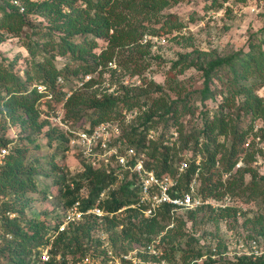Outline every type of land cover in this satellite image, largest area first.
<instances>
[{
	"label": "trees",
	"instance_id": "1",
	"mask_svg": "<svg viewBox=\"0 0 264 264\" xmlns=\"http://www.w3.org/2000/svg\"><path fill=\"white\" fill-rule=\"evenodd\" d=\"M0 1L3 2L0 6V45L10 38L23 37L29 15L36 14L48 23L44 35L42 30L32 33L33 37L39 34L45 40L22 42V47L32 59L23 77L14 70L15 61L8 65L6 61L0 62V120H3V123L0 122V134L5 133L8 127L20 131L16 139L9 140L4 138V134L0 135V150L9 151L0 167V197H15L25 186H30L32 191L37 189L33 176L43 160L37 157L35 163L28 161L26 153L30 145L39 147L33 137L43 134L50 147L54 141L58 142L55 152L48 158L52 168L45 176L55 173L53 183L60 185L58 190L64 200L63 206L67 208L82 200L84 209L92 207L99 194L113 185L115 177L105 169L92 168L82 160L79 175L69 179L68 174L60 175L62 168L57 156L61 155L64 161L65 154L70 151L69 135L60 125L43 120V114L58 113L62 109L65 114L62 122L78 130L103 123L120 126L127 114L137 112L139 124L124 128H130L125 132V139L129 146L146 155L145 163L149 170H154L160 178L177 180L181 187L188 185L199 173V193L204 199L222 202L230 197L233 202L232 206L222 209L205 206L196 212L185 213V216L193 222L198 212L206 211L215 221L228 222L232 219L235 223L245 217L243 226L247 233L243 238L247 242L264 241V173L260 172L262 167L264 169V153L254 144L246 145L258 125L264 140V95L260 94L264 90V29L251 36L247 51L207 64L209 69L202 71L205 89L200 92L203 110L198 116H201V126L191 127L186 133L187 122L183 119L195 116V110L190 98L183 100L180 86L168 89L176 94L177 99L173 101L165 89L154 81H150L146 89H136L139 91L136 93L134 89L122 85L119 89L122 94L118 96L102 93L98 97V89L92 93H84L80 89L70 95L64 91L65 86L72 85L73 81H83L89 75L93 79L83 88L92 89L99 84L95 75L105 72H110L113 78L118 70L131 77H142L151 64H144V60L152 49L151 43L144 44L143 40L147 36L163 37L180 32L184 28L183 23L174 15L164 16V11L184 0ZM230 1L245 0H212L210 7L219 10ZM37 57L40 60H36ZM58 58L68 60L64 68L57 66ZM111 63L116 65V70L109 68ZM180 64L173 63L171 71L184 74L185 67H179ZM222 68L230 76L225 84L217 73ZM214 80L221 86L225 85L226 90H213L211 85ZM216 96L220 97L218 107L210 110L206 101ZM86 118L88 126L82 128L75 125ZM160 126L165 127L162 134L158 133ZM151 131L159 135L150 139ZM173 135L178 137L173 138ZM189 153L190 159H184ZM240 161L243 167L237 168ZM259 161L262 165L256 166ZM182 162H187L188 168L180 175ZM129 187L123 185L117 188L111 193L112 199L105 204L107 215L104 226L107 230L121 228L120 234L116 231V235L111 237L113 245L120 244L127 253L132 245L140 246L143 241L146 245L154 237H162L163 243L171 240L170 244L176 239L186 238L184 228L189 221L182 220V217L177 218L179 223L175 229H167L171 224L165 222L175 220L169 207L152 219H144L132 209L110 217V214L133 203V196L136 195L135 191L130 192ZM84 188L89 192L86 198L80 195ZM258 201L262 203L260 214L254 217L246 214L242 204ZM18 213L19 210L11 204L4 205L3 212H0V257L7 258L8 264H77L86 257V249L78 248L75 253L62 252L69 248L64 247L65 240H68V245H80L82 239L91 237L101 224L103 226V223L90 217L78 224L73 235H69L68 231L58 234L50 261L43 263L41 254L49 247L50 241L45 238L48 227L27 221L26 225L16 217H8ZM6 235H11L12 239ZM222 247L226 249L225 245ZM193 256L196 260L192 262H199L205 255L192 252L185 257V261ZM210 258L202 259L200 264H264V255L256 259L242 256L226 263ZM144 260L147 258L144 257Z\"/></svg>",
	"mask_w": 264,
	"mask_h": 264
},
{
	"label": "rangeland",
	"instance_id": "2",
	"mask_svg": "<svg viewBox=\"0 0 264 264\" xmlns=\"http://www.w3.org/2000/svg\"><path fill=\"white\" fill-rule=\"evenodd\" d=\"M211 3L212 0H184L164 11V16H176V18L183 23L184 28L180 32H173L170 35L159 37L157 40H155V36L146 37L151 43L152 49L151 54L145 58L144 64H151L142 77H131L122 70H118L117 76L113 78L110 72H105L102 75H95V79L99 84L92 89L81 87L80 83L82 81L78 80L75 82L73 81L72 85L68 86L71 89L65 86L64 91L70 95L74 91L80 89H82L84 93H92L94 90L98 89L100 93L98 97H101L102 93L115 94L118 96L122 94L121 91L119 92L120 86L122 85L129 89H134L136 93L139 92L136 89H146L149 82L154 81L165 89L166 94L173 101L177 99L176 94L168 89L169 87L176 88L180 86V88H182L183 100L185 98H190L193 110H195V116H188L183 119L187 122L186 127L188 128L186 133H189L191 127H196L197 125L200 127L201 116H198V114L203 110V103L200 102L202 98L200 92L205 89L202 71L204 69H209V66H207L209 63L228 59L242 51H247L251 36L264 29V0H245L243 2L230 1L219 10L211 8ZM2 5L3 2L0 1V6ZM21 11L23 12L24 10ZM46 27H48V23L40 16L36 14L29 15L23 37L20 39L10 38L0 45V62L6 61V65H8L10 62L15 61L14 70L23 77V73L29 68L32 59L27 50L22 47V42L27 43L30 40L34 42L45 40L46 38H40L41 35L39 34L33 37L32 33L42 30L44 31L42 35H44L46 33ZM150 38L154 40H150ZM36 60H40V57H37ZM177 62L181 63L179 67H185L184 74L171 71L172 64ZM67 63V59L58 58L56 60V64L59 68H64ZM217 73L225 84L226 80L230 77L227 70L222 68ZM211 86L213 90H216V88H218V91L221 89L226 90V86L222 85V87L221 83L217 80H214ZM260 94L264 95V90H262ZM219 100L220 97L216 96L214 99H208L206 104L210 110H215L218 107ZM142 110H144V108H142ZM137 115V112L129 113L125 121L121 123L122 125H116L121 127L124 133L130 131V128L126 129L127 131L124 128L137 127L139 124L136 119L138 117ZM58 116H60V119L65 117L62 109H59L58 113H45L42 119L51 122L53 125L59 126L56 121ZM86 119L79 121L75 125L82 128L88 126V118ZM0 122L3 123V120L1 119ZM71 128L73 129L74 127L71 126ZM163 129H165V127L160 126L158 133L162 134ZM5 133L1 132V134H4V138L9 140L16 139L20 135L19 129L15 127H8ZM159 134H157V136ZM172 137L176 138L178 136L173 135ZM33 138L37 139L39 147L37 148L36 145L28 146L26 159L33 163H35L34 159H37V157L43 160L40 162L41 167H37L33 176L34 181L37 183V189L32 191L30 186H25L22 190H19L15 197L10 196V199L1 197L0 212H3L4 205L11 204L15 209L19 210L18 214H12V216L18 218V220H22L24 224L27 225L29 222H37L41 223L43 226L53 225L55 220L58 219L57 217H61L59 208L62 210L63 216V199L58 190L60 185H55L53 183L55 173L51 172L50 177H46L45 174L52 168L48 158L55 152L54 150L58 142L54 141L50 147L47 137L43 136V134L39 136L35 135ZM190 157L191 153L185 155L184 159H190ZM64 158L63 161L61 155L57 156V160L60 161L59 165L62 168L60 175L68 174V179L79 175L82 162L81 158L78 157L75 152L65 154ZM260 172L264 173L263 167ZM49 196L52 198L50 199ZM238 203L241 205L240 202ZM261 205L262 203L259 201L254 202V204H242L247 210L246 214H250L251 217L260 214L261 211L259 208ZM185 215L184 213L179 214L178 216H174L175 220L172 221L171 219V221L165 222L171 224L167 229L173 230L178 226V217H182L184 221H189L188 225L184 228L186 238L182 240L176 239L174 243L172 242L173 244H170L171 240L165 243L161 241L159 248L170 264H190L193 260H196V258L193 256L192 259L185 261V257L192 252L205 255L202 258L203 260L206 258L211 259L210 257H212L213 261H221L220 263L235 261L237 258L242 257L241 253L243 251L239 249L241 240L246 245L245 250L251 251L248 245L250 242H247L248 240L243 238L247 233L245 231V226H243L246 220L245 217L238 219L237 223L232 219H229L228 222L221 220L215 221L210 217L209 213L202 211L196 214L192 222L190 220L191 218ZM121 219H124L123 216ZM104 223L105 221L103 220V226L101 224V227L91 237L82 239L79 242L80 245H68V240H65L64 247L66 246L69 248L68 250L61 251L67 253L73 251L75 253L78 248L83 251L86 249V253L94 258V262L86 261L83 262V264L101 263L102 258L99 259L98 255L101 250L100 247L98 248L99 245L97 246L98 237H107L110 239L108 241H111V237L116 235V231L120 234L121 229L107 230ZM77 226L78 224H74L66 228L69 235L76 233ZM247 228L251 227L247 226ZM25 231H28L27 227H25ZM56 237L53 236V232L50 229H47L45 238L46 240L50 239V241H48V246L53 250V243ZM153 239H161V237H154ZM223 245L226 246V249H222ZM112 246L117 256L126 253L122 250L120 244L117 246L112 244ZM144 246L145 241H143V244L140 246L132 245L133 248L131 247L132 249L129 252L142 249ZM258 250L264 251V241L258 242ZM51 251L52 250H50L49 253L50 255ZM146 257L147 260H144V258L143 260L145 263L149 264L151 259L148 258V256ZM202 259L196 264H200ZM104 260L109 261L107 257H105ZM8 262L9 260L7 258L4 260L0 257V264H8Z\"/></svg>",
	"mask_w": 264,
	"mask_h": 264
},
{
	"label": "built area",
	"instance_id": "3",
	"mask_svg": "<svg viewBox=\"0 0 264 264\" xmlns=\"http://www.w3.org/2000/svg\"><path fill=\"white\" fill-rule=\"evenodd\" d=\"M159 39L156 37L155 40ZM161 39V38H160ZM150 40H154L150 38ZM149 40L145 37L143 43ZM109 68L116 70L114 63L109 64ZM93 76H86L80 83L83 87L85 83L91 81ZM61 81V79H60ZM40 90H42L40 88ZM60 115V114H58ZM60 127L69 135L70 152H75L87 165L95 169H105L108 174L115 177L113 185L103 190L97 197L92 207L84 209L82 200H77L70 207L65 208L63 223L60 231H64L71 225L80 224L86 221L87 218L98 220L103 223L107 213L105 212V204L107 200H111V193L123 185H129L130 192L135 191L133 203L129 206H124L117 213L110 214L119 216L128 209L135 210L140 217L144 219H152L161 215L165 207L170 208V215L178 216L182 213L196 212L205 206H211L213 209H222L232 206V199L226 197L224 201L218 202L212 199H204L199 193L200 181L199 173H197L191 182L186 186H179L178 181L170 177L160 178L154 170H149L146 167V155L141 153L137 148L129 146L125 139V133L115 124L103 123L94 128L88 129H72L65 125L60 116L56 119ZM260 125L256 126L254 133L248 138L247 146L254 144L264 153V140L259 134ZM156 132L149 133L150 139L157 137ZM8 150H0V167L4 164V158L8 154ZM262 161L256 163V166H261ZM243 167V162L237 164V168ZM188 168L187 162H182L179 167V174L182 175ZM73 187V186H72ZM89 194L86 188L82 189L80 195L86 198ZM1 198V197H0ZM96 232H94L95 234ZM8 239H12L11 235H6ZM162 238V237H161ZM107 237H98L100 252L99 259L101 263L96 264H147L143 260L148 256L151 262L149 264H170L164 257V253L159 248L161 239H152L142 249H136L132 252L116 255L111 241ZM251 251H246V245L241 240L239 249L243 252L242 256L260 257L264 255V251L258 250V241L252 240L249 244ZM51 247L46 248L41 255L43 263L50 261ZM105 257L109 261L104 260ZM147 258V257H146ZM60 259V256L58 257ZM156 259V261L154 260ZM94 262V258L89 256L78 262ZM198 261L192 262L196 264Z\"/></svg>",
	"mask_w": 264,
	"mask_h": 264
},
{
	"label": "clouds",
	"instance_id": "4",
	"mask_svg": "<svg viewBox=\"0 0 264 264\" xmlns=\"http://www.w3.org/2000/svg\"><path fill=\"white\" fill-rule=\"evenodd\" d=\"M49 198L51 199L52 197H50L49 196ZM64 211H65V207H64V210H63V213H64ZM59 212L61 213V217L59 218V217H57L58 219L57 220H55V223L53 224V225H47L46 227H48V229H50L52 232H53V236H58V234H60V233H63V232H66L67 230L65 229L64 231H60V227H61V225H62V223H63V219H64V214H63V216H62V210L59 208ZM10 219H14L15 217L14 216H12V214H10L9 216H8ZM57 228V229H56ZM0 232H1V230H0ZM2 233V232H1ZM11 240V239H10ZM50 258H51V256H50Z\"/></svg>",
	"mask_w": 264,
	"mask_h": 264
}]
</instances>
